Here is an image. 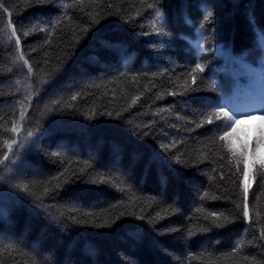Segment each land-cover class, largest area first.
I'll list each match as a JSON object with an SVG mask.
<instances>
[{
    "label": "trees",
    "instance_id": "1",
    "mask_svg": "<svg viewBox=\"0 0 264 264\" xmlns=\"http://www.w3.org/2000/svg\"><path fill=\"white\" fill-rule=\"evenodd\" d=\"M261 29L264 0H0V264H264V169L245 200L205 121L215 48L264 70Z\"/></svg>",
    "mask_w": 264,
    "mask_h": 264
},
{
    "label": "rangeland",
    "instance_id": "2",
    "mask_svg": "<svg viewBox=\"0 0 264 264\" xmlns=\"http://www.w3.org/2000/svg\"><path fill=\"white\" fill-rule=\"evenodd\" d=\"M215 51L226 65L231 64L226 71L232 80L226 78L222 84L225 91L232 92L233 113L241 117L233 136L225 142L233 146L235 156L242 162L243 181L249 186L253 168L260 166L264 169V119H261V113H264V70L243 57H233L224 47L217 46Z\"/></svg>",
    "mask_w": 264,
    "mask_h": 264
},
{
    "label": "snow or ice",
    "instance_id": "3",
    "mask_svg": "<svg viewBox=\"0 0 264 264\" xmlns=\"http://www.w3.org/2000/svg\"><path fill=\"white\" fill-rule=\"evenodd\" d=\"M47 0H36V4L37 5H42L44 3H46ZM66 7V5H65ZM149 7H152V8H155V5H149ZM164 18V14L160 11V10H156V20L153 22L152 24V29L153 31L157 34V35H161L163 33V25L160 26V27H157V22L163 20ZM93 22H95V18H93ZM186 23H191L190 20H186ZM9 27H11V25H9ZM36 29L33 28L31 29V31H35ZM40 31H47L46 28H40L39 29ZM24 36H28L29 35V32L28 31H25L23 33ZM17 36V32H16V29L15 28H12V32H11V37H16ZM262 41H264V29H261L260 30V37H259ZM16 44L19 45L20 44V39L17 38L16 39ZM20 60L24 61V64L27 65L28 64V61L25 60L23 54L21 53L20 57H19ZM28 71L29 73L32 72V68L29 67L28 68ZM205 71V68H204V65L201 64V63H196L195 64V67L192 69V72L193 73H203ZM192 82L195 84L196 82V77L193 76L192 77ZM42 83H47L46 80H42ZM213 91H215V89H213ZM76 99V96L73 95L72 96V100H75ZM136 99L137 98H134L133 99V103L136 102ZM24 119V113L22 112L21 113V120ZM214 119L217 120V121H220V120H223V123L222 124H217V131H223V134L219 136V139L222 140V141H229V139L233 136L235 130H236V125L240 123V120H241V117H237L234 113H230L229 111L225 110V108H218L216 110H214L213 112H210L208 115L205 116V121L208 123V124H212L214 122ZM261 119H264V113H261ZM202 126V125H200ZM12 131L13 132H16L17 129L15 127L12 128ZM28 136H31L32 133L29 132L27 134ZM5 143L7 144V141H5ZM12 143H16V141H13ZM228 149L229 152H231L233 154V156L236 155V152L233 148V146L228 143L225 145ZM7 147H8V151L9 152H12L13 149H12V145L11 144H7ZM257 147H259V142L257 143ZM14 154V153H13ZM9 160V155L7 153H5L3 155V158L0 159V165L4 164L5 161ZM177 162H179V158H177ZM264 166V165H262ZM100 182H104L103 178L101 177L100 178ZM92 183H97L96 180H93ZM241 186L243 187V190H244V194H245V200H247V192H248V185L245 184L243 181L241 182ZM57 188H59V185H57ZM23 190L24 191H27L28 190V187L27 185H24L23 186ZM45 193H47L49 190L47 188L44 189ZM165 211H167V209H165ZM173 211H175V209H173ZM244 217L247 218L249 216V213H248V207H247V204L245 203L244 204ZM157 215H159V213H157ZM212 215L215 217V220L216 221H219L220 217L219 216H216L215 213H212ZM142 219V217H139ZM224 221L225 223H228L230 222L228 220V217H224ZM115 221H113L114 223ZM215 223V221H214ZM104 226H109L108 225V222L105 221V225ZM225 226L224 223H215V227H223ZM191 235V233H189Z\"/></svg>",
    "mask_w": 264,
    "mask_h": 264
}]
</instances>
